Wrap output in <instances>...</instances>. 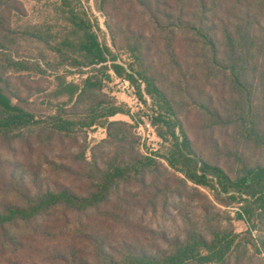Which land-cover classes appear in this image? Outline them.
<instances>
[{"label":"trees","instance_id":"1","mask_svg":"<svg viewBox=\"0 0 264 264\" xmlns=\"http://www.w3.org/2000/svg\"><path fill=\"white\" fill-rule=\"evenodd\" d=\"M95 3L110 46L76 0H60L56 30L19 25L25 6L0 0V264H264V0ZM22 40L45 48L50 70L90 75L57 77L63 101L33 109L44 89L32 75L47 72ZM121 49L128 70L115 64ZM108 67L144 84L164 164L141 154L131 124L111 120L128 112L102 93ZM185 93L199 103L196 131L177 117ZM93 127L107 134L87 159L80 136ZM201 189L238 204L232 219L246 230L199 203L200 216L166 230Z\"/></svg>","mask_w":264,"mask_h":264},{"label":"rangeland","instance_id":"2","mask_svg":"<svg viewBox=\"0 0 264 264\" xmlns=\"http://www.w3.org/2000/svg\"><path fill=\"white\" fill-rule=\"evenodd\" d=\"M20 1L26 9V15L24 17L19 18L20 25H35L42 27L43 30H47L49 27H53V29H58L61 26V15L59 11V3L60 0H18ZM75 2V0H73ZM81 9L85 11V13L90 17L93 21L97 20V24L99 26L98 34L101 37L103 42H106L107 45H111V37L107 32L103 18V15L96 7L95 0H76ZM21 50L30 51L33 56H38L40 61H42L43 57L48 56L44 53L45 48L42 45L30 43L28 40H22L20 42ZM116 56L115 64L122 65L127 70L131 65L132 59L123 49L119 51L112 50ZM27 59V57H25ZM24 57H21L17 60H23ZM43 62V61H42ZM111 63H109V67H111ZM41 67L43 70H46V75H32V80L38 82L41 85V88L44 91L40 94H36V98L34 99L35 103L33 109L37 111L43 110L46 108L47 102L50 100L54 102V104H59L63 100H55V91L57 87V77L66 78L67 82H75L78 85H81L86 76L90 75L92 69H83L82 71H78L76 69H63L55 71L50 70L47 65L43 62ZM108 67V68H109ZM14 75V74H13ZM26 75L25 73L21 74V77ZM105 75V76H104ZM104 80V89L102 90L103 95L108 97L109 99H113L117 101L121 107L128 112V115L118 114L114 116L112 121H120L124 123L131 124L133 128V133L135 137L138 139V145L143 156H152L156 158H160V161L164 162L163 155L166 156L168 153L167 150L169 146L157 135L156 128L153 127L151 123V117L154 114V104L152 99L145 94V86L144 84L134 85L126 80L123 76L114 75L111 69L104 72L103 76ZM128 82L130 87L132 88V93L136 95V97L142 103V106L135 104L132 99L124 94V89L122 88V84ZM185 95V96H184ZM183 95V99L179 100V98L174 99V105L177 110V117L185 123V127H190L189 124H192L196 131V116H197V104L192 102V99L189 96H186L187 93ZM194 99V98H193ZM183 100V101H182ZM107 131L106 129L100 127H93L91 129L85 130L84 133L80 136V143L86 146V158L89 159L91 156V149L106 138ZM196 135V132H195ZM195 141V140H194ZM202 144V142H201ZM209 148V147H208ZM201 195L196 194L195 200L193 202V197L188 198L185 203H180L175 210H171L169 218L167 222L163 225L164 228L171 232H177L178 229L184 227V219L187 220L195 218V216H200L202 211L200 210L198 213L195 212L192 206H195L197 203L199 205L205 206L208 210L212 212H219L220 216L224 218L225 222H227L226 218L231 217L236 218L234 213L238 209V204H232L231 206L221 205V202L215 199L213 193L201 189ZM206 195L207 199L203 196ZM219 200H225V196L219 197ZM230 207V208H229ZM213 208L215 210L213 211ZM230 215V216H229ZM213 215H209V219L213 218ZM231 225L235 228V232L241 233L246 230V224L243 221H239L237 219H232ZM255 234V233H254ZM256 235V234H255Z\"/></svg>","mask_w":264,"mask_h":264},{"label":"built area","instance_id":"3","mask_svg":"<svg viewBox=\"0 0 264 264\" xmlns=\"http://www.w3.org/2000/svg\"><path fill=\"white\" fill-rule=\"evenodd\" d=\"M121 86L124 89L125 95L129 96L135 104L142 106V103L140 102V100L136 97V95L134 93H132V91H131L132 88L130 87V85L127 81L125 83H123Z\"/></svg>","mask_w":264,"mask_h":264}]
</instances>
